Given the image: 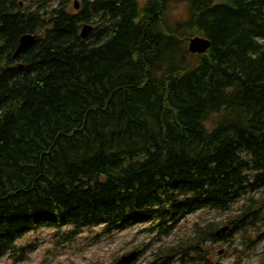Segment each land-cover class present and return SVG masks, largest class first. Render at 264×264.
Wrapping results in <instances>:
<instances>
[{
  "label": "trees",
  "instance_id": "obj_1",
  "mask_svg": "<svg viewBox=\"0 0 264 264\" xmlns=\"http://www.w3.org/2000/svg\"><path fill=\"white\" fill-rule=\"evenodd\" d=\"M78 4L0 0V261L25 260L18 241L44 228L73 242L148 224L159 239L240 201L225 236L195 223L147 264H219L206 245L261 242L264 0ZM26 34L39 38L14 58ZM196 36L207 53L189 52Z\"/></svg>",
  "mask_w": 264,
  "mask_h": 264
},
{
  "label": "rangeland",
  "instance_id": "obj_2",
  "mask_svg": "<svg viewBox=\"0 0 264 264\" xmlns=\"http://www.w3.org/2000/svg\"><path fill=\"white\" fill-rule=\"evenodd\" d=\"M75 1L77 0H71L72 5ZM187 16L186 3H173L169 6L167 17L171 21H183ZM242 204L243 201L233 204L232 209L227 212L208 209L198 211L182 221L172 236L159 239L155 233L145 231L148 224L127 228L112 236L103 234L102 228L98 227L93 232L84 231L73 242H64L56 235L55 229L44 228L18 241L19 246L32 248L24 253L25 260L15 262L10 256H6L0 264H115L131 253H137L133 264H147L158 249L174 247L180 239L190 235L195 223L221 222L217 232L226 227L228 232L229 227L225 222L230 216L239 213ZM261 231H264V227ZM225 235L226 233L220 234L221 237ZM242 243L241 234H237L232 243L220 241L206 245L207 257L219 264H264V239L246 250H243Z\"/></svg>",
  "mask_w": 264,
  "mask_h": 264
},
{
  "label": "water",
  "instance_id": "obj_3",
  "mask_svg": "<svg viewBox=\"0 0 264 264\" xmlns=\"http://www.w3.org/2000/svg\"><path fill=\"white\" fill-rule=\"evenodd\" d=\"M75 9H79L78 2L76 1ZM94 27L91 24H85L81 30V37L86 40L90 36ZM38 36L34 34H26L21 37L19 46L14 55V58H17L24 51L33 47L38 40ZM211 48V42L204 37L197 36L190 40L189 42V52L193 55H202L207 53ZM227 227L223 228L221 231L217 232V237H221L220 234L227 233ZM137 259V253H131L123 256L120 260H118L115 264H133Z\"/></svg>",
  "mask_w": 264,
  "mask_h": 264
},
{
  "label": "bare ground",
  "instance_id": "obj_4",
  "mask_svg": "<svg viewBox=\"0 0 264 264\" xmlns=\"http://www.w3.org/2000/svg\"><path fill=\"white\" fill-rule=\"evenodd\" d=\"M80 7V6H79ZM81 9V8H80ZM74 10V9H73ZM79 11V10H78ZM95 28V27H94Z\"/></svg>",
  "mask_w": 264,
  "mask_h": 264
}]
</instances>
